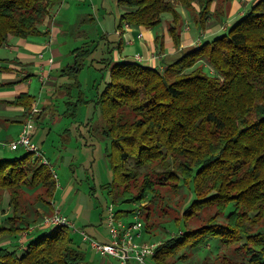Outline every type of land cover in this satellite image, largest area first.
I'll return each mask as SVG.
<instances>
[{"label":"trees","instance_id":"16d2710c","mask_svg":"<svg viewBox=\"0 0 264 264\" xmlns=\"http://www.w3.org/2000/svg\"><path fill=\"white\" fill-rule=\"evenodd\" d=\"M63 1L0 0V47L11 35H42L40 25ZM215 1L118 0L125 7L118 29L124 22L152 28L170 12V30L178 41L183 15L177 4L193 12L197 25L205 29L211 15L222 17L228 0H221L213 11ZM92 52L74 49L73 61L61 69V75L73 81L61 85L68 97L80 86V74ZM205 62L212 73L204 68ZM102 63L109 79L95 101L105 121L101 134L111 143V192L127 203L161 202L163 187L179 194L185 186L193 193L182 213L170 219L179 231L156 246L154 264H177L189 257L190 250L215 240L241 256L219 254L217 264H264V0L255 2L227 32L163 68L134 58L105 57ZM4 85L0 82V89ZM36 99L23 92L2 101L34 114ZM84 100L80 89L77 101ZM77 101L67 102L65 115H76ZM36 131L33 126V134ZM57 185L51 166L33 152L0 157V191L10 192L13 209L11 225L0 224V239L31 224V209L21 207L23 188L45 187L48 195L42 202L54 211ZM146 207L116 212V217ZM211 209L214 212L204 223L190 224L200 212ZM0 264L87 263L85 252L75 245L73 230L62 224L37 232L23 249L0 245Z\"/></svg>","mask_w":264,"mask_h":264},{"label":"rangeland","instance_id":"374dc122","mask_svg":"<svg viewBox=\"0 0 264 264\" xmlns=\"http://www.w3.org/2000/svg\"><path fill=\"white\" fill-rule=\"evenodd\" d=\"M220 1L217 0L216 9H218ZM225 5L226 2L223 4V9ZM56 10L52 12L55 13ZM192 14L194 13L192 12ZM192 18L193 23L190 22V25L195 28L197 23L194 15H192ZM217 18L220 19L219 17ZM205 69L207 72L212 73L208 65ZM89 70L91 69L86 68L81 73V84L73 95L72 100L76 102L81 89L85 97L84 101H77L79 105L76 115H65L68 107L67 100L60 99L58 101V105L61 108L60 115H55L54 113L50 115L51 109L49 107L43 108V102H36L37 107L40 106L44 111L38 114L40 115L39 118H35L37 117V113L33 114V124L37 128L36 133L33 134V141L40 145L39 147L44 153L45 158L49 160V166H51L53 172L57 175L58 185L53 198L54 204L52 203L54 211L53 208L49 211V208L42 202V198L45 199L48 195L45 187L23 188L21 207L31 209V217L28 218L31 224L19 233L18 236H26L28 234L27 230H31L32 227L34 229L42 228L44 217L61 209L59 211L63 215H67L66 217L75 224L76 230L72 229L75 245L85 252L86 263L100 264L102 256L91 247L89 241L84 240L83 231L91 238L104 241L110 236L108 227L110 213L113 212L115 214L116 212L146 205V209H142L141 211L145 222L143 239L159 244L162 240L178 233L179 226L175 221L170 219L182 213L184 204L187 206L193 197V193L185 186H182L179 191L180 195L172 191L170 187H163L161 188L163 199L158 203H155V200L148 201L147 199L142 203H127L121 202L119 198H116L115 193L111 192L108 186L114 179L109 155L111 143L101 134L102 125L105 124V121L95 101L96 93L99 89L102 90L104 88L108 74L106 72L102 74L101 71L90 73ZM35 78L36 83L33 95L36 96V100H40L42 98V84L38 77ZM16 93L17 88L14 87L6 89L4 96L12 99L16 97ZM43 97H47L46 93ZM38 103H40L39 106ZM18 108L5 103L0 106V126L3 128V130L0 129V150H4L3 152L0 151V157H13L25 151L23 149L13 150L9 145L12 139H17L21 129L20 125H23L29 118L25 109L18 111ZM57 111L59 110L57 109ZM7 118H12L13 121L10 122ZM140 179L142 180V177ZM0 192V219L3 220L1 224L10 226L11 219H9V216L13 215L12 206L9 205L11 195L7 190ZM151 196L150 194L149 198ZM110 207L112 208L111 211L109 210ZM8 212L10 215H5ZM212 212H214V209L200 212L195 218L190 220V224L197 226L204 223ZM121 218L126 221H134L133 213L123 215ZM18 221L20 219H17ZM22 222L25 223L23 220ZM146 225H148V228ZM8 237L10 236L1 238L0 245ZM14 237L12 236L11 239ZM21 240V237H19L17 243L12 242L5 245L12 248H20L19 241ZM223 253L234 258L241 257L232 247L226 248L215 240L209 242L204 247L190 250L189 257L186 260L179 261L177 264H211L212 262L217 264L215 259L219 254ZM110 259L115 264H118L117 259ZM130 264L138 263L131 260ZM149 264H154V262L149 261Z\"/></svg>","mask_w":264,"mask_h":264},{"label":"crops","instance_id":"0c3cea01","mask_svg":"<svg viewBox=\"0 0 264 264\" xmlns=\"http://www.w3.org/2000/svg\"><path fill=\"white\" fill-rule=\"evenodd\" d=\"M257 1L229 0L226 2L222 17L218 19L212 15L205 29L198 25L193 28L190 25V22L193 23L191 12L186 7L177 4V9L183 15L176 31L179 36L177 41L170 30V25L173 22V14L170 12L163 14V20L158 26L148 28L124 22L119 30V20L125 7L119 5L118 0H64L55 8L56 12L53 13L54 10L40 25L42 35L28 38L11 35L8 42L0 47V66H2L0 82L5 84L0 89V106L4 104L2 100L8 99L4 96L6 89L17 88L16 97L23 92L33 95L35 77H38L42 84V98L35 102H43V108L49 107L50 115L53 113L60 115L61 108L58 101L60 99L67 100V102L72 100L76 91L73 88L72 97L67 96L66 90H62L61 85L73 83V81L60 73L65 65L73 61L72 51L74 49L84 47L92 50L85 69H91L90 73L101 71L104 74L103 72H107L106 80L109 79V70L102 63L105 57H111L114 61L134 58L143 63L147 62L151 66L163 68L167 63L176 60L196 45L227 32L231 25ZM216 5L217 0L213 3V11L216 10ZM119 42L122 44L121 47H119ZM207 65L211 69L207 62H205L204 68ZM27 76L30 77L26 78ZM45 93L47 97L44 98ZM11 106L19 107L18 111L24 109L23 106ZM38 109L40 113L44 111L40 106ZM40 113H37V117H40L38 115ZM27 115L31 114L27 112ZM7 120L13 121L12 118H7ZM20 126L22 129L23 125ZM0 129L3 130L1 126ZM5 215H10V213ZM1 221L3 220L0 219V224ZM46 227L31 228V230H27L28 232L26 231L28 233L26 236L9 235L10 237L1 243H17L21 237L19 249H23L29 238ZM12 236L15 237L11 239ZM110 240L111 236L104 242ZM100 264H115V262L109 257L102 256Z\"/></svg>","mask_w":264,"mask_h":264},{"label":"built area","instance_id":"2783aa9c","mask_svg":"<svg viewBox=\"0 0 264 264\" xmlns=\"http://www.w3.org/2000/svg\"><path fill=\"white\" fill-rule=\"evenodd\" d=\"M38 111L39 109L35 103L34 112ZM33 125V118L30 116L23 124L17 139L10 141V148L33 152L35 157H38L41 162L49 165V160L45 158L39 145L33 141ZM55 177H57L56 174ZM52 203L54 204L53 201ZM109 210L111 211L112 208L110 207ZM133 216L134 221H126L123 218H117L116 213L112 212L108 217L111 240L103 242L91 238L83 231L84 240L89 241L91 247L101 256L117 259L118 264H130L131 260L136 261L138 264H149V261H153L155 248L158 244L143 239L145 222L141 211H135ZM42 224L47 227L64 224L76 230L74 222L69 220L59 210H56L53 214L46 215Z\"/></svg>","mask_w":264,"mask_h":264},{"label":"bare ground","instance_id":"6f19581e","mask_svg":"<svg viewBox=\"0 0 264 264\" xmlns=\"http://www.w3.org/2000/svg\"><path fill=\"white\" fill-rule=\"evenodd\" d=\"M33 113H35V112H33ZM30 116L33 118V114L29 115V117H30Z\"/></svg>","mask_w":264,"mask_h":264}]
</instances>
